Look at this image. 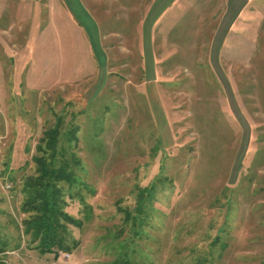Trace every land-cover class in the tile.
<instances>
[{
  "label": "rangeland",
  "instance_id": "rangeland-1",
  "mask_svg": "<svg viewBox=\"0 0 264 264\" xmlns=\"http://www.w3.org/2000/svg\"><path fill=\"white\" fill-rule=\"evenodd\" d=\"M234 1L0 0V264H264V0ZM57 122L88 187L42 253L21 190Z\"/></svg>",
  "mask_w": 264,
  "mask_h": 264
},
{
  "label": "trees",
  "instance_id": "trees-1",
  "mask_svg": "<svg viewBox=\"0 0 264 264\" xmlns=\"http://www.w3.org/2000/svg\"><path fill=\"white\" fill-rule=\"evenodd\" d=\"M60 124L47 129L37 146V155L33 157L35 173L27 176L22 183V210L28 216L22 221V234L36 244L42 253L69 251L75 246L70 227H80L82 221L69 215L66 194L76 187L87 188L77 170L80 159L72 151L77 143L76 129L61 135ZM154 189L145 187L138 193L136 209L124 210V222L132 228L142 220L145 201L152 197ZM79 196L81 204L83 198ZM88 208V206H86ZM135 212V213H134ZM138 223V224H139ZM123 232V230H122ZM135 235L140 232L134 229ZM126 245V243H125ZM119 243L120 252L107 264H137L129 258L127 246Z\"/></svg>",
  "mask_w": 264,
  "mask_h": 264
},
{
  "label": "crops",
  "instance_id": "crops-1",
  "mask_svg": "<svg viewBox=\"0 0 264 264\" xmlns=\"http://www.w3.org/2000/svg\"><path fill=\"white\" fill-rule=\"evenodd\" d=\"M242 0H235L234 3L232 5H234L236 7V5L238 4V2H240ZM243 7V6H242Z\"/></svg>",
  "mask_w": 264,
  "mask_h": 264
}]
</instances>
